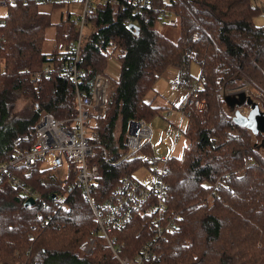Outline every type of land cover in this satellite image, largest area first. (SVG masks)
<instances>
[{
    "label": "trees",
    "instance_id": "1",
    "mask_svg": "<svg viewBox=\"0 0 264 264\" xmlns=\"http://www.w3.org/2000/svg\"><path fill=\"white\" fill-rule=\"evenodd\" d=\"M61 6L52 5L50 10ZM262 11L264 7L252 0H149L148 7L134 14L130 6L118 4L97 7L88 17L93 30L84 36L81 48V88L89 94L91 77L103 74L110 56L119 63L105 115L93 126L107 161L98 147L88 157L98 168L92 184L97 202L121 177L159 165L144 158L143 153L151 152L149 145L139 155L126 156L125 143L129 122L147 124L159 112L147 99L156 80L172 64L186 82L191 63L200 69L197 82L205 119L188 117L182 133L188 144L180 157L167 161L166 210L178 213V228L159 245V260L146 264H264V157L251 133L232 121L219 94L245 80L264 97V26L254 22ZM169 15L176 19L175 41L157 28ZM126 18L138 27L137 33L124 23ZM2 20L0 163L11 157L13 139L31 132L41 113L59 121L76 115L73 84L61 72L62 60L50 58L58 42L76 35L69 15L55 20L40 6L15 5L5 8ZM50 29L54 33L48 38ZM9 43L12 47H7ZM45 65L51 68L48 75L33 81V73ZM22 97L30 103L15 111ZM219 177L230 189L210 198ZM25 180L49 207L43 209L39 201L25 207L17 189L6 179L0 181V264H120L103 239L91 254L79 253L78 244L95 227L80 188L72 189L66 208L52 211L53 194L61 192L55 179H42L34 169ZM40 212L52 219L35 233L31 226ZM150 218L134 213L126 226L112 232L122 244L121 255L132 256L152 237Z\"/></svg>",
    "mask_w": 264,
    "mask_h": 264
},
{
    "label": "built area",
    "instance_id": "2",
    "mask_svg": "<svg viewBox=\"0 0 264 264\" xmlns=\"http://www.w3.org/2000/svg\"><path fill=\"white\" fill-rule=\"evenodd\" d=\"M79 4L81 14L71 19L75 27L76 35L73 39L56 44L55 54L50 58L62 60L61 72L68 76L74 88V104L76 115L64 121L56 120L48 113H41L38 122L29 133L17 135L12 142V155L0 163V181L6 179L18 194L24 199L32 198L34 202H42L40 194L26 183L25 178L30 176L34 169L41 174L42 179L51 176L61 189L60 193L53 194L52 211L66 208V200L72 189L80 188L82 196L89 204L95 219V227L91 234L86 236L79 244L80 254L89 255L103 239L112 256L120 264H146L160 258L159 245L167 240V235L178 228V213L167 212L165 196L168 189L166 177L169 172L167 161L169 157L151 155L144 158L151 162L155 160L159 166L150 168V178L139 181L133 176L121 177L111 193L101 202L93 193V183L98 177V168L95 163H89L88 157L94 148L105 150L100 144L99 133L93 129L94 122L105 115L112 82L102 73L94 74L89 81V94L81 88V80L84 72L80 67L82 61L81 48L85 36V26L88 17L97 7L126 4L132 8V13L140 11L149 5V0H0V25L5 8L15 5H69ZM260 17L264 19V11ZM125 24H132L130 18L124 20ZM136 26V25H135ZM2 35H0V50L2 47ZM3 62L0 59V72ZM50 66L45 65L41 70L33 73L32 80L46 77ZM87 74H90L88 72ZM171 84L183 90L184 96L176 105L181 118L189 116L201 118L206 110L205 102L199 93V83L186 82L181 78H173ZM175 133L173 141L176 142L183 133L181 128L171 130ZM152 131L143 120L131 121L125 136L128 149L126 156L139 155L145 145H149ZM167 143V140H163ZM173 142V143H174ZM19 173V174H17ZM27 176V177H26ZM225 179L219 177L214 182L209 193L210 198H216L221 190H229ZM43 209L48 208L45 202ZM134 213H142L150 216V230L152 237L146 244L137 250L132 256L121 255L122 244L117 242L112 235L114 230L126 226ZM52 217H45L41 212L37 215V221L32 230L40 233ZM34 237L36 235H33Z\"/></svg>",
    "mask_w": 264,
    "mask_h": 264
},
{
    "label": "rangeland",
    "instance_id": "3",
    "mask_svg": "<svg viewBox=\"0 0 264 264\" xmlns=\"http://www.w3.org/2000/svg\"><path fill=\"white\" fill-rule=\"evenodd\" d=\"M254 5H257L259 7H264V0H252ZM50 5H43L40 6V9L44 11H48L51 13V16L53 19L57 20L61 16L63 19L69 15L70 19H75L81 14V6L79 4H69V5H63L59 8H54V10H50ZM176 22V19L173 15H169L164 17V19L160 20L157 23V28L167 35L169 39L172 41H175L178 38V29L176 26L173 25V23ZM254 22L259 26H264V19L260 16H257L254 19ZM93 28L90 25L85 26V35L89 34ZM54 30L50 29L48 30V38H51L53 35ZM51 43V42H50ZM7 47H12V43L7 44ZM171 72L176 73L180 72L179 68L176 64L170 65L166 71L156 80V84L154 85V89L152 88L151 91L147 95V99L151 100V93L156 92L158 93L159 97H156L153 99V105L156 106L158 104L162 103H168L172 99H175L180 90L179 88H175L173 85L169 84V80L173 77L171 76ZM103 74L110 79L112 82H116L119 77V63L115 59V57L110 56L107 60V66ZM189 75L190 81H196L200 75V69L199 66L196 63H191L189 66V71L187 73ZM178 78V77H177ZM182 78V77H181ZM171 82V81H170ZM245 85H248L250 87H247L245 89L239 90L244 91L245 93H248L247 95H250L251 98L258 104L259 108L264 111V97L260 95V92L254 88L252 85H250L245 80H242V84L232 88V89H222L219 90V94L222 97L224 93H227L228 91L233 92L236 89H240L245 87ZM178 89V90H177ZM154 90V91H153ZM258 93L257 95L256 92ZM224 102V101H223ZM30 103V100L22 97L19 99L16 105L15 111H19L22 107L27 106ZM226 107V112L232 117L233 112L229 110V108L224 104ZM206 107V106H205ZM240 113L246 115L248 113L249 107L247 105H243L238 108ZM169 114L166 112H163V109H161L156 116L147 123V126L152 131V137L151 141L149 143L150 151L153 152V154H156L158 156H164V157H175L178 158L181 156L183 149L188 144V139L180 133V136L176 142L173 141V137L175 136V133H173L171 130L172 126L170 125V122H172L174 125L179 127L181 116L179 112L176 114H171L169 117ZM200 122L204 121L205 119V113L201 118L196 117ZM155 119V121H154ZM154 121V122H153ZM250 132V131H249ZM251 133V132H250ZM252 135V134H251ZM252 140L256 144V148L258 152L264 157V142H262V139L264 138L263 133H259L257 135H252ZM166 139L167 143H164L163 140ZM174 142V143H173ZM151 152L149 153H143L144 156L151 155ZM142 155V157H143ZM159 166V165H158ZM151 171L149 168L142 167L140 169H137L133 176L135 179L139 181H145L148 178H150ZM208 198V197H207Z\"/></svg>",
    "mask_w": 264,
    "mask_h": 264
},
{
    "label": "water",
    "instance_id": "4",
    "mask_svg": "<svg viewBox=\"0 0 264 264\" xmlns=\"http://www.w3.org/2000/svg\"><path fill=\"white\" fill-rule=\"evenodd\" d=\"M129 28H132L136 33L138 32V27L129 24ZM236 89L233 92L228 91L224 93L222 99L224 104L233 112L232 121L241 127L246 128L251 132L252 135H257L259 133L264 134V111L261 110L258 104L251 98L250 95H247L244 91H237ZM247 105L249 107L248 113L246 115L240 113L239 107ZM264 142V138L262 139ZM34 205V200L28 198L24 201L25 207H30Z\"/></svg>",
    "mask_w": 264,
    "mask_h": 264
},
{
    "label": "crops",
    "instance_id": "5",
    "mask_svg": "<svg viewBox=\"0 0 264 264\" xmlns=\"http://www.w3.org/2000/svg\"><path fill=\"white\" fill-rule=\"evenodd\" d=\"M170 73H171V76H173L171 79H173V78H181V79H184V76L182 75V73L181 72H177V74L176 73H173V72H171L170 71ZM170 79V80H171ZM170 80H169V84L170 85H172L171 84V82H170ZM156 84V83H155ZM154 84V85H155ZM154 85H153V89H154ZM176 88V87H175ZM178 90V89H177ZM154 91V90H153ZM179 91V94H178V96L175 98V99H172L171 101H169L168 103L166 102H164V103H162V104H158V105H156L155 107H159L160 109H159V111L161 110V109H163V112H166V113H168L169 114V116L171 115V114H176L178 111H177V109H176V105L179 103V101L183 98V96H184V92H183V90H178ZM151 97H152V99L151 100H153L154 98H156V97H159V95H158V93H156V92H152L151 93ZM160 98V97H159ZM160 99H162V98H160ZM155 100V99H154ZM163 100V99H162ZM152 105H153V103H152ZM154 106V105H153ZM168 116V117H169ZM154 121H155V119H154ZM153 121V122H154ZM170 125L172 126V129H175V128H181V130H185V128H186V125H187V120L186 119H181V121H180V124H179V127L178 126H176V125H174L172 122H170Z\"/></svg>",
    "mask_w": 264,
    "mask_h": 264
},
{
    "label": "bare ground",
    "instance_id": "6",
    "mask_svg": "<svg viewBox=\"0 0 264 264\" xmlns=\"http://www.w3.org/2000/svg\"><path fill=\"white\" fill-rule=\"evenodd\" d=\"M246 94H248V93H246Z\"/></svg>",
    "mask_w": 264,
    "mask_h": 264
}]
</instances>
